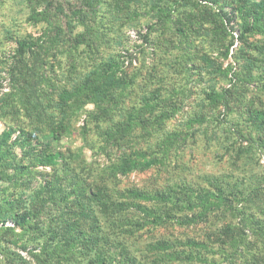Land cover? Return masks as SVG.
I'll return each mask as SVG.
<instances>
[{"label": "rangeland", "instance_id": "374dc122", "mask_svg": "<svg viewBox=\"0 0 264 264\" xmlns=\"http://www.w3.org/2000/svg\"><path fill=\"white\" fill-rule=\"evenodd\" d=\"M0 264H264V0H0Z\"/></svg>", "mask_w": 264, "mask_h": 264}, {"label": "trees", "instance_id": "16d2710c", "mask_svg": "<svg viewBox=\"0 0 264 264\" xmlns=\"http://www.w3.org/2000/svg\"><path fill=\"white\" fill-rule=\"evenodd\" d=\"M201 2L202 1H206V0H200ZM209 1V0H208ZM212 1V0H210ZM223 1V0H222ZM226 1V0H224ZM213 2H216V0H213ZM219 5H220V2H217ZM205 4V3H204ZM221 7V6H220ZM225 16H227L226 13H224ZM34 75V74H33ZM26 78H28L30 80V76L29 74H25ZM32 77V76H31ZM42 102V101H41ZM39 103V108L41 110V113L42 114H45L46 112L43 110V107H42V103ZM39 122L41 124H44L46 130L51 134V137L53 139H58L60 138V136H62V134L65 132L66 130V125L63 123V122H60L58 125H55L54 122L49 118V116H45V115H42V116H39ZM48 144H46L45 146H47ZM45 158H46V161L49 163L53 160L54 158V154L53 152H49L46 150V153H45ZM27 207H25L24 209L27 210L26 211V217H24L22 220H18V219H14L13 220V224L14 225H18L19 222H27L28 224H32L36 218L39 217V214H38V211L39 209H43L41 207L43 206H29V204H26ZM80 207V206H79ZM82 209V207H80ZM65 226H67L68 228L71 227V222L67 216L66 219L63 220ZM75 229L77 232L76 234V238H78V236L81 234L82 235V229L81 226H80V223L76 222L75 223ZM74 229V228H73ZM74 229V231H75Z\"/></svg>", "mask_w": 264, "mask_h": 264}]
</instances>
